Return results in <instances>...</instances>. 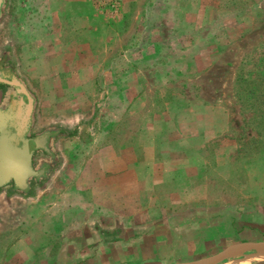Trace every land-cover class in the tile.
Here are the masks:
<instances>
[{
    "label": "crops",
    "instance_id": "0c3cea01",
    "mask_svg": "<svg viewBox=\"0 0 264 264\" xmlns=\"http://www.w3.org/2000/svg\"><path fill=\"white\" fill-rule=\"evenodd\" d=\"M36 1L41 5L36 13L41 34L36 41L39 51L34 53L49 65H53L55 57H63L56 64L57 72L66 74L68 95L81 97L86 108L71 110L72 128L64 126L51 132L49 149L54 139L75 142L80 128H93V112L85 113L92 111L87 107L92 106L93 87L89 90L87 82L101 75L108 90L101 89L99 95L103 99L110 97L116 104L124 86L117 87L114 81L124 73L114 78L112 68L106 69L110 64L106 62L110 56L108 43L93 35L99 21L87 10L92 0ZM129 1L124 0L123 12ZM5 5L6 0L0 21ZM71 30L74 34L67 35ZM104 32L103 27L100 33ZM125 35L123 31L114 48L130 45L128 49L134 48L132 57L140 61L136 59L137 44L125 41ZM114 60L116 63L118 56ZM2 71L10 73L17 80V88L26 91L13 72ZM139 85L133 83L132 88ZM139 93L133 100H141ZM119 105L117 110L123 108L122 103ZM211 107V124L203 119L190 122L188 116L173 123L164 119V111L139 122L130 140L113 130V123H104L99 127V137L93 138L92 134L88 142L96 146L98 141V150L90 153L78 168L74 162L72 167L69 163L66 168L47 173V183L34 193L8 195L1 190L0 264H132L136 261L125 262L126 255L139 259L144 242L155 241L156 235L159 240L166 239L165 246L177 242L178 255L183 247H200L201 242L219 239L228 243L203 260L231 245L263 243L264 146L249 156L241 154L245 156L236 163L240 137L230 132L229 121ZM172 127L174 132L169 131ZM62 131L72 132L73 136L65 137ZM212 142L216 144L209 152L205 145ZM186 143L191 146L187 148ZM47 154L53 157L50 152ZM72 156L74 159L76 153ZM237 166L241 173L236 172ZM122 233L130 235L120 239ZM115 236L119 239L108 241ZM150 247V254L156 256L155 246ZM245 254L229 264H264V255L254 251ZM227 262L230 261L224 259L217 264Z\"/></svg>",
    "mask_w": 264,
    "mask_h": 264
},
{
    "label": "rangeland",
    "instance_id": "374dc122",
    "mask_svg": "<svg viewBox=\"0 0 264 264\" xmlns=\"http://www.w3.org/2000/svg\"><path fill=\"white\" fill-rule=\"evenodd\" d=\"M26 2L6 0L4 17L0 21V72H13L19 79V86L25 87L26 98L34 104L30 135L36 136L44 132L53 133L59 127L72 128L74 117L69 113L83 104L81 97L68 95L66 74L57 72L56 64L63 57H55L53 65L40 60L36 41L41 30H37L40 23H37L36 13L41 5L36 0ZM116 4L115 0H92L91 8L87 6V10L90 9L94 19L99 21L92 30L93 35L108 43L110 56L106 62L110 61V64L106 69L112 68L114 78L118 73H124L121 79L114 81L117 87L124 86L123 94L119 95L121 98L116 105L110 97L103 99L99 95L101 89L108 90V86L100 80L101 75L97 74L96 78L88 81V88L91 90L93 87V94L92 106L87 108H92V111L85 113L93 112L90 120L93 128H80L77 142L51 141L47 153L50 152L53 157L46 152H38L33 161L35 169L43 168L45 175L31 179L24 190H16L11 185L2 189L8 195L34 193L47 183V173L66 168L69 163L72 167L75 162L78 168L90 153L98 150V141L96 146L88 142L92 134H95L93 138L99 137L98 130L102 124L113 123V130H118L130 140L139 122L164 111V119L173 123L188 116L190 122L203 119L211 124L213 105L214 112L229 121L230 132L240 137L241 147L235 155L236 163L241 156H245L241 154L249 156L264 146V88L263 81L258 78L259 74H264V0H130L124 12V0L118 1L115 10ZM101 8H107V11ZM44 22L46 24L47 20ZM117 24H120L118 29ZM103 27L105 32L101 34ZM123 31L125 41L137 44L139 58L136 59L140 61L132 57L134 48L128 49L130 45L123 49L114 48ZM71 33L74 34L71 30L67 35ZM121 55H124L122 59ZM115 56H118L116 63ZM38 61L41 62L36 63ZM60 68L64 69L62 65ZM133 83L140 85L132 88ZM0 90V108H4L8 100L17 95L14 87L6 84L0 86ZM138 93L141 100H133ZM121 103L123 108L117 110ZM207 108L210 109L206 112ZM170 130L174 132L175 129L172 127ZM215 144H206L207 151L210 152ZM190 146L188 144L187 148ZM236 172L241 173V167L237 166ZM128 226L131 227L130 224ZM119 232H122L121 228ZM129 235L122 233L118 237L126 239ZM118 237L108 241L115 242ZM155 238V241L144 242L141 248L145 249L140 250L139 259L126 255L125 262L133 259L136 262L132 264H193L228 244L214 239L206 241V244L201 242L200 247H183L182 254L178 255L177 247L180 246L177 242L165 246L166 239L159 240L157 235ZM150 244L155 246L156 256L150 254ZM242 251L229 253L226 260L230 262L227 264L246 253Z\"/></svg>",
    "mask_w": 264,
    "mask_h": 264
},
{
    "label": "water",
    "instance_id": "95a60500",
    "mask_svg": "<svg viewBox=\"0 0 264 264\" xmlns=\"http://www.w3.org/2000/svg\"><path fill=\"white\" fill-rule=\"evenodd\" d=\"M3 3L4 0H0V18ZM1 74L0 84L16 86L17 80L11 74ZM16 95L8 100L4 108H0V191L10 185L16 190L27 189L31 179L42 176L44 169L36 170L33 161L36 153L48 151L52 136L51 132L30 135L34 104L26 98L23 89H17ZM238 250L264 255V243L231 245L193 264H217L226 259L229 253Z\"/></svg>",
    "mask_w": 264,
    "mask_h": 264
},
{
    "label": "trees",
    "instance_id": "16d2710c",
    "mask_svg": "<svg viewBox=\"0 0 264 264\" xmlns=\"http://www.w3.org/2000/svg\"><path fill=\"white\" fill-rule=\"evenodd\" d=\"M258 78H260L263 81V86L262 87L264 88V74H262V73L259 74ZM62 135L65 136V137H68V136H73V133L72 132H67V131H62Z\"/></svg>",
    "mask_w": 264,
    "mask_h": 264
},
{
    "label": "flooded vegetation",
    "instance_id": "af4514ba",
    "mask_svg": "<svg viewBox=\"0 0 264 264\" xmlns=\"http://www.w3.org/2000/svg\"><path fill=\"white\" fill-rule=\"evenodd\" d=\"M7 75V74H6ZM0 76H2V74H1V72H0ZM4 84H0V86H3ZM7 85V84H6ZM14 87V92L16 93L17 92V89H21V88H17V86H13ZM1 91V90H0ZM3 93V92H2ZM52 137V136H51ZM50 137V138H51ZM45 175V170H44V172H43V174H42V176H44ZM41 177V176H40Z\"/></svg>",
    "mask_w": 264,
    "mask_h": 264
},
{
    "label": "built area",
    "instance_id": "2783aa9c",
    "mask_svg": "<svg viewBox=\"0 0 264 264\" xmlns=\"http://www.w3.org/2000/svg\"><path fill=\"white\" fill-rule=\"evenodd\" d=\"M115 1L117 2V4H116V8H115V10H116V9H117V5H118V1H119V0H115Z\"/></svg>",
    "mask_w": 264,
    "mask_h": 264
},
{
    "label": "bare ground",
    "instance_id": "6f19581e",
    "mask_svg": "<svg viewBox=\"0 0 264 264\" xmlns=\"http://www.w3.org/2000/svg\"><path fill=\"white\" fill-rule=\"evenodd\" d=\"M236 264H240V263H236ZM244 264V263H243Z\"/></svg>",
    "mask_w": 264,
    "mask_h": 264
}]
</instances>
